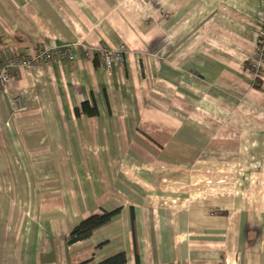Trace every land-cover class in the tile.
<instances>
[{
    "label": "crops",
    "instance_id": "obj_1",
    "mask_svg": "<svg viewBox=\"0 0 264 264\" xmlns=\"http://www.w3.org/2000/svg\"><path fill=\"white\" fill-rule=\"evenodd\" d=\"M262 18L264 0H0V59L76 55L0 93V264H264ZM120 47L110 70L84 56Z\"/></svg>",
    "mask_w": 264,
    "mask_h": 264
},
{
    "label": "built area",
    "instance_id": "obj_2",
    "mask_svg": "<svg viewBox=\"0 0 264 264\" xmlns=\"http://www.w3.org/2000/svg\"><path fill=\"white\" fill-rule=\"evenodd\" d=\"M260 20L262 25L258 35L257 59L250 64L249 68L254 77H257L264 70V18ZM123 52V47L114 51L103 49L99 54V61L106 70H110L116 63L122 61ZM84 56L86 59L93 58L90 51H87ZM75 59L76 55L72 45H66L58 49L37 48L30 55L8 54L4 59H0V93L13 79L14 73L20 69L32 70L60 61L73 62ZM16 103L18 109L23 112L25 107L22 99L17 98Z\"/></svg>",
    "mask_w": 264,
    "mask_h": 264
},
{
    "label": "trees",
    "instance_id": "obj_3",
    "mask_svg": "<svg viewBox=\"0 0 264 264\" xmlns=\"http://www.w3.org/2000/svg\"><path fill=\"white\" fill-rule=\"evenodd\" d=\"M93 60H95L96 64H99V60L97 57H93ZM74 114L76 117L95 116L97 112H96V108L94 105L86 102L76 107L74 109ZM117 212L118 211L111 212V213H104L101 216H92L90 218L85 219L77 227H75L72 230V232L69 234V236L65 240L66 244L71 246L76 243L89 239L92 236L93 232L107 225L110 222L111 218ZM124 263H125L124 255L118 254L114 257H111L103 261L100 264H124Z\"/></svg>",
    "mask_w": 264,
    "mask_h": 264
}]
</instances>
